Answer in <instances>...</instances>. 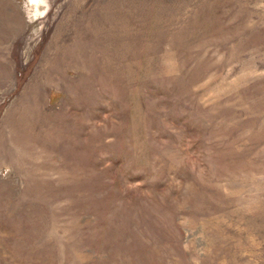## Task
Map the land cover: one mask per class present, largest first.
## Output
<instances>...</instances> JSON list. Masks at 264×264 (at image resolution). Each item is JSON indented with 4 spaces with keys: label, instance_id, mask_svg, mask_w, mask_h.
Returning <instances> with one entry per match:
<instances>
[{
    "label": "rangeland",
    "instance_id": "374dc122",
    "mask_svg": "<svg viewBox=\"0 0 264 264\" xmlns=\"http://www.w3.org/2000/svg\"><path fill=\"white\" fill-rule=\"evenodd\" d=\"M0 264H264V0H0Z\"/></svg>",
    "mask_w": 264,
    "mask_h": 264
},
{
    "label": "bare ground",
    "instance_id": "6f19581e",
    "mask_svg": "<svg viewBox=\"0 0 264 264\" xmlns=\"http://www.w3.org/2000/svg\"><path fill=\"white\" fill-rule=\"evenodd\" d=\"M31 1H33V2H35V3H36V2H38L39 0H31Z\"/></svg>",
    "mask_w": 264,
    "mask_h": 264
}]
</instances>
